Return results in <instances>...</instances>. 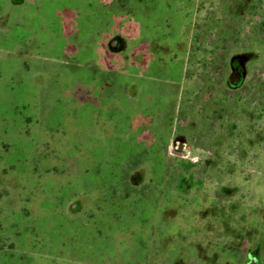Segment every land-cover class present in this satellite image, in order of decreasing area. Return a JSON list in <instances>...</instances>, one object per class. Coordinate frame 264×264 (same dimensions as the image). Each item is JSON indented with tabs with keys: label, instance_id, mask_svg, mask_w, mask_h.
<instances>
[{
	"label": "rangeland",
	"instance_id": "rangeland-1",
	"mask_svg": "<svg viewBox=\"0 0 264 264\" xmlns=\"http://www.w3.org/2000/svg\"><path fill=\"white\" fill-rule=\"evenodd\" d=\"M263 85L264 0H0V264H264Z\"/></svg>",
	"mask_w": 264,
	"mask_h": 264
},
{
	"label": "flooded vegetation",
	"instance_id": "flooded-vegetation-1",
	"mask_svg": "<svg viewBox=\"0 0 264 264\" xmlns=\"http://www.w3.org/2000/svg\"><path fill=\"white\" fill-rule=\"evenodd\" d=\"M246 53L247 52L244 49H242L240 52H238L239 55L235 56L230 61V65H229L230 66V74H229V81H228V84L232 85L231 86L232 88L234 87V88H236L238 90H243L244 92H245L246 88L249 85L247 80H246L247 79V75H248V67H247V65H249V63L252 60L251 58L247 59V57L245 56ZM257 87H259V86H257ZM263 88H264V85H263ZM258 93H259V91H258ZM252 98L257 100V98H255V97H252ZM256 102H257L256 104L259 105V102L258 101H256ZM183 182L185 183V181L182 180L180 186L183 185ZM259 246L260 245H256V252H255V254H253V256H250V254H249V258L251 260V264L258 263L259 251H260L258 249Z\"/></svg>",
	"mask_w": 264,
	"mask_h": 264
}]
</instances>
